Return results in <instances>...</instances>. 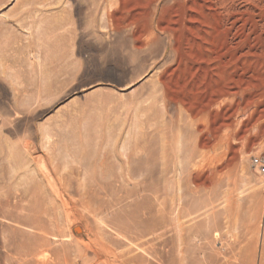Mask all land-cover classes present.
<instances>
[{"label": "rangeland", "instance_id": "rangeland-1", "mask_svg": "<svg viewBox=\"0 0 264 264\" xmlns=\"http://www.w3.org/2000/svg\"><path fill=\"white\" fill-rule=\"evenodd\" d=\"M258 1L234 3L257 20ZM146 3L0 0V264H264V121L244 127L243 104L264 81L242 79L221 159L198 168L189 112L218 85L162 82Z\"/></svg>", "mask_w": 264, "mask_h": 264}, {"label": "bare ground", "instance_id": "bare-ground-1", "mask_svg": "<svg viewBox=\"0 0 264 264\" xmlns=\"http://www.w3.org/2000/svg\"><path fill=\"white\" fill-rule=\"evenodd\" d=\"M239 3H234V0H231L230 4L227 0H147L145 7L148 20L147 23L144 22L146 25L140 31V35L143 36V44L158 47L160 45L162 48L160 52L165 59L162 82L167 79L166 74L169 70L174 73L181 69L185 72V76L188 73L192 79L196 78V81L190 83L191 87L194 84L196 87L202 85L207 91V87H212L214 84L219 86L215 92L213 89L212 94L208 91L209 94L205 97L206 102L202 107L203 103L200 108L189 112V118H193L196 124V152L190 159L201 169L208 170L212 164L221 159L220 153L213 150L224 144L225 139H229L223 132L230 130L236 123L238 115L234 113L242 105L240 101V89L244 86L240 84L242 79L245 76L260 77L264 81V32H262L264 13L258 15L259 19L255 20L254 16L251 17L252 13L248 10V6ZM261 28L262 31H258ZM136 36L134 38H140L137 33ZM226 79L236 81L224 88L222 84ZM190 86L186 87L190 88ZM259 95L261 98L257 101L255 100L258 98L257 92L255 96L245 98L244 107L253 102L258 108H255L257 115H250L244 122V127L264 121V90ZM232 100L234 104L228 107L229 115L228 113L225 115L226 106L222 105ZM261 134H264V126L261 128ZM231 148L235 156L234 146ZM74 230L80 231V227L76 225ZM46 255V252L42 254L43 257Z\"/></svg>", "mask_w": 264, "mask_h": 264}, {"label": "built area", "instance_id": "built-area-1", "mask_svg": "<svg viewBox=\"0 0 264 264\" xmlns=\"http://www.w3.org/2000/svg\"><path fill=\"white\" fill-rule=\"evenodd\" d=\"M251 162L255 167L258 168L259 173L264 175V157L253 156Z\"/></svg>", "mask_w": 264, "mask_h": 264}]
</instances>
